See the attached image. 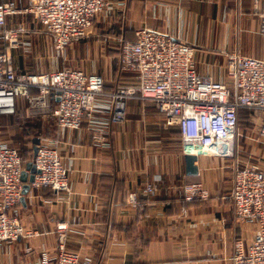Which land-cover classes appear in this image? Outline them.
<instances>
[{
	"label": "crops",
	"instance_id": "0c3cea01",
	"mask_svg": "<svg viewBox=\"0 0 264 264\" xmlns=\"http://www.w3.org/2000/svg\"><path fill=\"white\" fill-rule=\"evenodd\" d=\"M263 6L261 0L260 9ZM96 20L114 27V46L121 39L134 40L142 24L193 45L198 71L215 80L230 81L227 61L233 51L264 58V34L254 0H111ZM19 24L29 31L21 35L13 57L16 51L32 52L38 45L51 48L50 36L31 14L8 18L9 27ZM102 54L107 66L99 74L106 88L138 83L133 72L122 70L116 50ZM127 108L124 122H110L107 103L102 102L98 122L84 121L77 129L57 126L55 115L35 112L22 96L14 113L0 114V138L10 143L21 135L20 125L27 120L41 124V142L58 137L72 189L67 197L48 187L30 186L12 212L40 234L3 242L0 264H38L44 250L53 264L59 222L68 223L67 247L92 257L94 264H232L234 239L249 240L254 230L252 224L235 219L234 167L261 159L262 147L240 149L239 136L236 158L201 154L195 161L198 172L188 173L176 119L164 117L150 100L130 99ZM94 126L108 130L110 144L94 143ZM241 129L239 125V133ZM188 181L203 182L210 195L185 200ZM148 182L158 185L155 193L145 191ZM131 190L147 199L146 208L127 202Z\"/></svg>",
	"mask_w": 264,
	"mask_h": 264
},
{
	"label": "built area",
	"instance_id": "2783aa9c",
	"mask_svg": "<svg viewBox=\"0 0 264 264\" xmlns=\"http://www.w3.org/2000/svg\"><path fill=\"white\" fill-rule=\"evenodd\" d=\"M0 0V114L16 111L22 96L39 114L52 113L62 128L77 129L84 121L95 125L99 105L107 103L110 122L127 119L130 99L150 100L166 118H174L179 127L183 153L237 157L239 125L244 111L256 112L260 118L259 133L264 143V58L233 51L228 54L227 73L230 81L202 75L194 58V46L142 24L135 29V39H121L120 63L124 71L133 72L138 83L133 86L105 87L104 77L79 67L65 66L47 71L17 70L13 49L20 46L21 35L29 29L23 24L8 26V18L31 14L52 40L55 51L64 52L75 39L84 37L96 17L111 0ZM264 1V0H263ZM254 0L259 11L260 32L264 34V6ZM35 89V92H33ZM93 141L110 144L106 128L94 126ZM54 137L41 142L33 162L39 169L30 186L48 187L55 195L70 197L69 168L64 164ZM26 161L18 149L0 138V247L3 242L28 239L40 234L26 226L12 212L23 196L22 172ZM184 199L206 198L208 188L201 181L184 184ZM158 185L148 182L147 193ZM231 198L235 219L254 226L249 240L234 239L232 264H264V155L245 165L234 167ZM127 202L141 207L139 195L131 190ZM186 212V208L182 209ZM68 223H57V254L53 264H94L67 247ZM48 251L42 252L38 264H51Z\"/></svg>",
	"mask_w": 264,
	"mask_h": 264
},
{
	"label": "rangeland",
	"instance_id": "374dc122",
	"mask_svg": "<svg viewBox=\"0 0 264 264\" xmlns=\"http://www.w3.org/2000/svg\"><path fill=\"white\" fill-rule=\"evenodd\" d=\"M112 27V25L102 24L96 20L89 28L88 36L81 41L72 43L64 52L55 51L52 40H48L51 47L47 48L48 50L38 45L36 48L34 47L35 49L32 52H26L25 50L24 52L21 50L16 51L13 57L14 63L19 68L24 67V69L35 72L53 70L65 66L82 67V69L89 72H104L107 62L102 53L112 49L117 51L118 56L120 55L119 45L114 46L111 43L112 38L110 37L114 29ZM26 48L28 49L29 47L26 46ZM26 53L34 54L28 55ZM259 119L256 112H242L239 147L240 149L248 150L252 146H260L264 155V143L259 133ZM30 146L33 147V144H30ZM263 155H259L258 157L262 158Z\"/></svg>",
	"mask_w": 264,
	"mask_h": 264
},
{
	"label": "trees",
	"instance_id": "16d2710c",
	"mask_svg": "<svg viewBox=\"0 0 264 264\" xmlns=\"http://www.w3.org/2000/svg\"><path fill=\"white\" fill-rule=\"evenodd\" d=\"M20 134L21 135L16 138L15 142L12 144L18 147L27 163L34 157L33 147H31L30 144H33L34 137L41 136V124L39 122H31L30 120L24 121L23 124L20 125ZM139 200L142 207L146 208L147 199L139 196Z\"/></svg>",
	"mask_w": 264,
	"mask_h": 264
},
{
	"label": "water",
	"instance_id": "95a60500",
	"mask_svg": "<svg viewBox=\"0 0 264 264\" xmlns=\"http://www.w3.org/2000/svg\"><path fill=\"white\" fill-rule=\"evenodd\" d=\"M41 143L40 137H35L33 139V152L34 155L38 151L39 144ZM186 168L188 173H197L198 172V165L195 161L198 159V155L194 153H186ZM39 169L37 168L36 164L33 160H30L26 163V168L22 172V180L25 182L23 187V193H27L30 189V182L34 179L36 172Z\"/></svg>",
	"mask_w": 264,
	"mask_h": 264
}]
</instances>
